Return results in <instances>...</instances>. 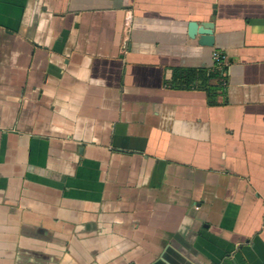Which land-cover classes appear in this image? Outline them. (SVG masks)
I'll return each mask as SVG.
<instances>
[{"label":"crops","instance_id":"crops-1","mask_svg":"<svg viewBox=\"0 0 264 264\" xmlns=\"http://www.w3.org/2000/svg\"><path fill=\"white\" fill-rule=\"evenodd\" d=\"M0 264H264V0H0Z\"/></svg>","mask_w":264,"mask_h":264},{"label":"water","instance_id":"water-1","mask_svg":"<svg viewBox=\"0 0 264 264\" xmlns=\"http://www.w3.org/2000/svg\"><path fill=\"white\" fill-rule=\"evenodd\" d=\"M214 23L206 21L198 24L195 21L188 22L187 34L190 38H197L198 44L202 46H212L214 42L213 35Z\"/></svg>","mask_w":264,"mask_h":264},{"label":"built area","instance_id":"built-area-1","mask_svg":"<svg viewBox=\"0 0 264 264\" xmlns=\"http://www.w3.org/2000/svg\"><path fill=\"white\" fill-rule=\"evenodd\" d=\"M212 56L217 64H222L223 57L217 51L212 52Z\"/></svg>","mask_w":264,"mask_h":264},{"label":"trees","instance_id":"trees-1","mask_svg":"<svg viewBox=\"0 0 264 264\" xmlns=\"http://www.w3.org/2000/svg\"><path fill=\"white\" fill-rule=\"evenodd\" d=\"M187 74H189V78H197L200 76V72L197 71H187Z\"/></svg>","mask_w":264,"mask_h":264}]
</instances>
